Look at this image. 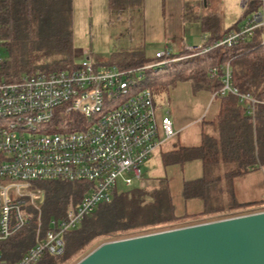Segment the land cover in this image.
I'll list each match as a JSON object with an SVG mask.
<instances>
[{
    "label": "trees",
    "instance_id": "16d2710c",
    "mask_svg": "<svg viewBox=\"0 0 264 264\" xmlns=\"http://www.w3.org/2000/svg\"><path fill=\"white\" fill-rule=\"evenodd\" d=\"M105 3L108 11L141 12L143 0ZM258 6L257 1L247 0L236 21L222 30L217 27L214 14L202 15L200 46L207 49L194 55L183 44L170 53L169 58L177 59L163 65L155 66L156 60L126 48L112 49L105 60L120 69L146 66L141 68L140 82L154 99L165 96L181 81L189 82L195 92L213 94L217 111L206 121L209 131L204 130L205 121L201 119L196 144L184 145L172 138L170 147L160 153L163 166L182 167L187 161H199L200 175L182 180L180 194L183 199L198 198L200 211L176 214L166 180L150 188L138 185L121 192L113 190L109 200L97 203L90 213L62 231L60 254L44 252L33 264H74L103 242L207 222L217 213H250L238 210L247 204L237 202L231 182L235 176L264 164V43L259 39V28L229 45L215 43ZM71 27L72 0H0V41L5 53L0 61V80L74 67ZM226 70L229 87L236 93L220 91ZM241 95L246 97L240 98ZM249 98L253 99L252 107ZM35 184L43 192L40 215L36 217L30 211L26 223L0 241V261L4 264H15L34 245L37 230L42 235L50 221L64 219L68 196L76 204L84 185L66 181ZM229 210L235 211L227 213ZM205 214L214 215L184 221Z\"/></svg>",
    "mask_w": 264,
    "mask_h": 264
},
{
    "label": "built area",
    "instance_id": "2783aa9c",
    "mask_svg": "<svg viewBox=\"0 0 264 264\" xmlns=\"http://www.w3.org/2000/svg\"><path fill=\"white\" fill-rule=\"evenodd\" d=\"M246 1L239 0L241 7ZM255 1L257 9L215 45H229L255 28L264 43V0ZM1 47L0 41V61ZM183 48L190 55L207 49ZM171 52L167 47L156 50L154 65L176 60L169 58ZM144 67L120 69L90 59L69 69L0 80V241L29 219L25 204L33 207L42 200L36 182L84 184L76 204L68 196L64 219L50 221L42 235L36 231L34 245L15 264H33L44 252L60 254L62 231L109 200L118 178L126 186L140 178L139 163L175 136L168 111H161L148 89L129 93L137 86L135 72L141 74ZM227 78L226 70L220 91L236 93ZM115 100L119 102L104 108ZM249 101L252 107L253 99Z\"/></svg>",
    "mask_w": 264,
    "mask_h": 264
},
{
    "label": "rangeland",
    "instance_id": "374dc122",
    "mask_svg": "<svg viewBox=\"0 0 264 264\" xmlns=\"http://www.w3.org/2000/svg\"><path fill=\"white\" fill-rule=\"evenodd\" d=\"M220 0H209L208 9H218ZM231 0H224L223 4L229 3ZM162 8L164 14V36L161 40H153L144 36L141 30L142 13L138 9L123 10L119 13L108 11L105 0H72V40L73 50L81 52L74 56V61L92 60L102 62L107 59L112 49L118 50L122 48L139 50L150 60L158 61L154 56V52L164 46H170L172 49L179 48V36L181 31L184 32V42L195 47L200 45V31L198 23L195 20L197 8L201 9L200 4L190 7L187 11H182L181 0H162ZM240 7V6H239ZM236 1L235 11H224L225 23L235 18L239 10ZM182 15L183 29L177 27L178 14ZM217 17V15L215 16ZM244 21V20H242ZM219 23V21H218ZM1 47L2 57L5 55ZM80 54V56H79ZM86 54V55H84ZM41 66H46L45 64ZM137 77V86L130 89L129 93L133 94L141 88H146L140 82L141 74L135 72ZM147 89V88H146ZM209 92L192 90V86L187 81L177 82L165 96L154 99L159 105L161 111L167 110L170 118L179 119L180 128L172 141H177L184 145H194L199 140V129L201 119L204 122V130L210 129L206 121L214 116L215 100L212 96L209 98ZM119 100L104 104V108L111 107L118 103ZM175 129V128H174ZM170 147V143H166L162 147L156 148L153 153L145 160L139 163L141 170L140 179H132L131 184L126 186L118 178L115 183V191L121 192L138 185H144L147 188L156 186L160 180H166L169 184L170 194L176 214L184 212L191 213L199 210L201 201L198 198L183 199L180 194V186L182 180L195 178L200 175V164L198 160L187 161L182 167L179 165L163 166L161 163L160 153ZM261 166H264L262 164ZM127 176V175H125ZM232 185V182H231ZM233 190V187H232ZM71 196V195H69ZM72 202L73 198L71 196ZM68 202V199H67ZM249 204V202H246ZM67 205V203H66ZM65 205V207H66ZM249 205H245L238 210L247 211ZM64 207V210H65ZM23 211L29 215L30 211L36 213V217L40 215L39 201L35 200V206L25 204ZM229 210L228 212H234ZM225 213V211L221 212ZM214 214L195 215L185 218L184 221H195L198 218H209ZM223 214L217 213L212 218L216 220L221 218ZM40 219V218H39ZM39 232V230H37ZM90 244V243H89Z\"/></svg>",
    "mask_w": 264,
    "mask_h": 264
},
{
    "label": "water",
    "instance_id": "95a60500",
    "mask_svg": "<svg viewBox=\"0 0 264 264\" xmlns=\"http://www.w3.org/2000/svg\"><path fill=\"white\" fill-rule=\"evenodd\" d=\"M74 264H264V211L103 242Z\"/></svg>",
    "mask_w": 264,
    "mask_h": 264
},
{
    "label": "crops",
    "instance_id": "0c3cea01",
    "mask_svg": "<svg viewBox=\"0 0 264 264\" xmlns=\"http://www.w3.org/2000/svg\"><path fill=\"white\" fill-rule=\"evenodd\" d=\"M236 1L238 2V7L240 6L239 10H238V13L240 14L241 5L239 4V0H231L229 3H226V4H223L224 0H220L219 3H217L218 9L216 8L215 10H210L207 8L209 0H204V2H203V0H181L180 8L182 11H187V10H189L190 7H193L196 4L201 5V9L197 8V10L195 11L196 12L195 20L198 23V28L200 31V39H201L202 35H201L200 17L204 14H207V13H212L215 16L217 15L216 20H217V22L219 21V23L217 24V27L219 28V30H222V29L228 27L233 22H235L237 17L239 16V14H237L235 18H232L230 20V22L225 23L224 11H228V9L230 7H232L231 12L234 13ZM162 4H163L162 0H143L142 11H141V13H142L141 30L143 31L144 36L149 38V39H153V40L158 41V40H161L162 37L164 36L163 24L165 21H164ZM245 18H243L237 22V27L243 22L242 20H244ZM183 20L184 19L182 18V15L179 13L178 14V21L179 22H176L177 27H179V25L181 23L180 27L183 29V26H184ZM232 30H234V29H232ZM232 30H230V31H232ZM183 36H184V32L181 31V35L179 36L180 45H183V44L189 45V44L184 42ZM165 47L170 48L171 51L177 50V48L172 49L168 45L164 46V48ZM158 50H160V49H158ZM78 53L81 54V52H75L73 50L74 56ZM209 94H210L209 95V98H210V96H212V94L211 93H209ZM216 111H217V102L215 101L214 112L216 113ZM215 113H214V115H215ZM171 120H172L173 127L175 128L176 133H177L178 129L181 127L180 124L178 123L179 119L176 120L175 118H172ZM169 143H171V142H169ZM232 187H233V194H234L237 202H239V203L249 202V204H247V205H249L248 211L250 213L258 212V211H264V166H259L256 169L249 171L245 174L235 176L232 179ZM200 209H201V205H200L199 210H196V211L191 212V213H197L200 211ZM0 263L4 264L2 261H0Z\"/></svg>",
    "mask_w": 264,
    "mask_h": 264
}]
</instances>
